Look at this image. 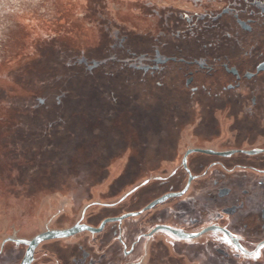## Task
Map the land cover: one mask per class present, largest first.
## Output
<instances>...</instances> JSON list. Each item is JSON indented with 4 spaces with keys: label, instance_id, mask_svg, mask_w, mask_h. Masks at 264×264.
Wrapping results in <instances>:
<instances>
[{
    "label": "flooded vegetation",
    "instance_id": "af4514ba",
    "mask_svg": "<svg viewBox=\"0 0 264 264\" xmlns=\"http://www.w3.org/2000/svg\"><path fill=\"white\" fill-rule=\"evenodd\" d=\"M169 6L155 9L154 37L140 47L114 31L104 56L74 61L88 73L124 71L169 120L153 138L140 134V147L156 140L153 175L132 181L126 169L118 201L93 202L65 227L0 238V264L29 252L28 264H264V0ZM92 206L106 210L86 218ZM123 215L31 248L47 230Z\"/></svg>",
    "mask_w": 264,
    "mask_h": 264
},
{
    "label": "rangeland",
    "instance_id": "374dc122",
    "mask_svg": "<svg viewBox=\"0 0 264 264\" xmlns=\"http://www.w3.org/2000/svg\"><path fill=\"white\" fill-rule=\"evenodd\" d=\"M175 1L0 0V238L65 227L93 202L118 201L126 169L132 181L153 175L151 138L169 120L124 71L88 73L74 61L104 56L114 31L140 47L154 37L155 9ZM142 132L151 146L140 147Z\"/></svg>",
    "mask_w": 264,
    "mask_h": 264
},
{
    "label": "water",
    "instance_id": "95a60500",
    "mask_svg": "<svg viewBox=\"0 0 264 264\" xmlns=\"http://www.w3.org/2000/svg\"><path fill=\"white\" fill-rule=\"evenodd\" d=\"M124 218V215L118 218H109L106 219L102 225L99 228H95L93 226L84 224V223H78L70 228L67 229H53V230H47L45 232L40 233L37 235L31 242V248L33 249L39 242L44 241V240H49V239H56V238H61V237H68L72 236L76 233L89 230L91 232H99L103 225L108 222V221H115V220H122ZM31 258V252L28 253V256L25 258L23 264H28V261Z\"/></svg>",
    "mask_w": 264,
    "mask_h": 264
},
{
    "label": "snow or ice",
    "instance_id": "6c2138e0",
    "mask_svg": "<svg viewBox=\"0 0 264 264\" xmlns=\"http://www.w3.org/2000/svg\"><path fill=\"white\" fill-rule=\"evenodd\" d=\"M193 235H195V233H194ZM228 242H229V244H231V241H228ZM254 258H258V254H257V256H256V257H254Z\"/></svg>",
    "mask_w": 264,
    "mask_h": 264
}]
</instances>
